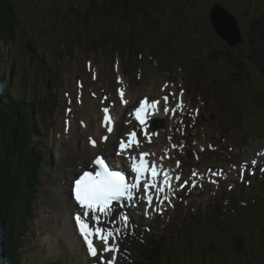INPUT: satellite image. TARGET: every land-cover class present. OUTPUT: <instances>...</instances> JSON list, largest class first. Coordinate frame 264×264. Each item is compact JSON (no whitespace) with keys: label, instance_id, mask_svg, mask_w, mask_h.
I'll return each mask as SVG.
<instances>
[{"label":"rangeland","instance_id":"374dc122","mask_svg":"<svg viewBox=\"0 0 264 264\" xmlns=\"http://www.w3.org/2000/svg\"><path fill=\"white\" fill-rule=\"evenodd\" d=\"M12 3V6L14 8L15 13L17 14L18 18L20 19V31L17 33V37L20 38L24 35H27L28 37L36 32V34L41 33V39H43V42L39 44L40 48L44 47L45 53L38 54L39 57L42 58L43 62H41V65L35 64V69L33 70L32 76L29 78V80L32 82L30 85L31 89V96L35 100H45L46 97L49 95V91L53 92L54 89L50 88L51 84L46 83L49 73L54 69L55 66L59 65V62H62L65 65H71L73 63V59L75 56L82 53L85 49V41L83 40L86 36L90 37V35H96V33H101V36H103V39L108 38H121L123 40L126 39V41L129 42H138L140 40H137L138 37L146 38L150 37L153 34H163L166 33L168 35H172L171 37L162 38L161 41L168 43V49L167 53H170V50H173L176 46L177 48L183 47L181 49V52L175 51V53H171L172 57L177 59L179 53L182 55H187L186 51L188 50V40H192L191 37V31L192 29V17L195 19L198 16L200 17V30L203 33L202 39L204 40H194V44L196 45V51L199 57H202L205 59V56L203 53H207V50L212 51V53H215L217 56L218 61V76L221 79L226 78L228 74L231 72V68L234 64H240L242 53L238 50V47L234 46V49L231 50L230 46L227 45V43L224 41V39L220 38L213 30L210 19H209V9L214 1H220V0H214L211 2V0H195V2H192L187 0L188 4L190 5L188 9L185 8H176L172 6L168 9V12L165 13L163 16V19H161L160 16L157 17H151L152 19V31H145V32H139L136 27L126 26V38L124 36H120L117 34L114 28L110 30L105 29H92L90 27V24L88 23H75L72 19V12L66 10L67 6H73V9H77L81 6V4H86L88 0H10ZM171 1V0H169ZM225 4L224 6H230L232 9H234L237 12V18H239L238 22L240 25V28L242 31L245 29L242 28L243 25H247L248 19L251 17L253 12L259 13V11L263 8V2L261 0H221ZM170 7V6H169ZM262 7V8H261ZM71 16V17H69ZM168 17L171 18V21H168ZM142 24L141 20L134 21L132 26H139ZM178 24V25H177ZM197 24V22H195ZM190 25V26H189ZM129 27V28H128ZM90 29V30H87ZM92 29V30H91ZM248 29V25L247 28ZM121 33V31H118ZM84 33H89L88 35H84ZM66 34L69 35L70 43H76L72 49V53L68 55V53H61L60 54V48L57 46L58 41H53L51 43V47L46 48L49 39L51 40L56 35L60 36L62 39H66ZM83 34V35H82ZM82 35V40L78 43V40L80 36ZM108 35V36H107ZM154 35L151 38L145 39V41H150L154 38ZM181 35L183 38H179L178 36ZM57 36V37H58ZM246 36V35H245ZM96 37V36H95ZM58 39V38H57ZM59 40V39H58ZM98 43V45H102V39L96 37L95 39ZM144 41V42H145ZM245 41V37H244ZM143 43V42H142ZM210 45V46H209ZM8 47H11V44H7ZM220 46V49L218 47ZM210 47V48H209ZM87 48V47H86ZM106 48L107 53L110 52V48L107 47H98V49H104ZM228 48V49H227ZM5 50V47H3ZM16 49V48H14ZM221 49L224 50V52H221ZM43 51V52H44ZM11 52V51H10ZM77 53V54H76ZM9 51L6 50L5 55H8ZM203 54V55H202ZM159 58H163V55L158 56ZM12 58H15V54H12ZM6 61L9 63V57L5 56ZM17 59H20V56L17 55ZM241 68V67H240ZM243 69V68H241ZM226 75V76H225ZM1 79V77H0ZM232 86V84H231ZM218 87L223 90L225 93L223 87L221 85H218ZM246 90V89H245ZM253 92V91H252ZM252 92L250 94L244 93V88H241V94L239 96V100L243 102L244 106L245 103L250 104V120L245 117L246 110L243 109V113L241 112L242 118L246 119V122H248L249 126L255 125L254 118L256 117V111L251 105L252 100ZM54 94V93H53ZM226 96V94H225ZM61 97V96H59ZM236 98V92L228 97V100L234 101ZM0 102L4 103V99L0 96ZM33 105V104H32ZM38 111L37 108L34 109L33 107V113L31 115H27V123L25 125L27 126H35L36 128V122L37 118L39 117L38 114H36V111ZM59 113V111H56V114ZM46 116L47 121V115L48 112H45L44 114ZM32 124V125H31ZM261 124L264 126V119L261 120ZM48 130L49 127L47 126ZM36 131V130H35ZM50 133V130H49ZM37 135V132H36ZM54 136V133H51L47 137V142L43 141V147L46 148L49 144L54 147L57 145L56 141H52V137ZM33 139H37V137H34ZM261 142V141H260ZM259 142V143H260ZM257 143V144H259ZM256 142H254V146L257 145ZM51 154L57 155V150L52 149L50 151ZM47 181V180H46ZM45 181V182H46ZM45 182L43 183V187H45ZM16 184L12 186V188L15 187ZM11 189V187H10ZM16 202V191L15 189L9 191V201L10 202ZM11 204V203H10ZM14 205H11V208H13ZM47 209H44L40 206H38V212L45 213ZM45 219L47 221L51 220L52 223L58 224L57 222L59 219H53V216L47 215L45 216ZM60 227V225H58ZM62 227H64V224L62 223ZM53 231H57L56 227L52 229ZM194 231L196 232L195 236L199 238L201 236L200 232L198 230H190L188 231V239H191L194 235ZM50 236L46 235L44 233V236H42L41 239H39V243L37 246V250L31 253L30 257L25 259L21 264H45L46 261H49L50 259L55 258L60 252H62L65 247L66 243L59 235H55V237H50L49 245L46 243V241L43 240V238ZM56 240V241H55ZM44 241V242H43ZM191 243V240H190ZM142 245L146 246L147 242L143 243ZM47 246L49 247L52 252L51 256H44L41 254V247ZM165 248V246L163 247ZM140 250V247H139ZM165 250V249H164ZM165 251H160L159 260L158 262L160 264H165L164 262L167 261V264H183L184 261H186V264H194L195 259H186L183 261L178 262L177 256H174L173 261L170 262L167 260V258L164 256ZM229 256V254H228ZM9 257V255H8ZM7 257V258H8ZM11 257V256H10ZM10 257L6 261L8 264H11ZM62 256H57L59 260ZM138 257H135L134 260H136ZM208 260V259H207ZM1 264H4L5 259L3 258L1 261ZM205 262V261H204ZM215 262H218L217 256H215ZM232 260L229 256V263L231 264ZM228 263V264H229ZM121 264H126L125 262H122ZM131 264V263H130ZM206 264V263H205ZM256 264V263H252ZM258 264H264L263 262H258Z\"/></svg>","mask_w":264,"mask_h":264},{"label":"trees","instance_id":"16d2710c","mask_svg":"<svg viewBox=\"0 0 264 264\" xmlns=\"http://www.w3.org/2000/svg\"><path fill=\"white\" fill-rule=\"evenodd\" d=\"M187 0H88L86 4H81L77 9L73 6H67L66 10L71 11L72 19L75 23H88L90 26L96 24L106 25L107 28L121 31L119 34L126 33V26L136 27L137 29L152 28L151 17L165 15L168 9L174 6L187 8ZM170 6V7H169ZM69 16V17H71ZM141 20L139 26H132L134 21ZM168 21L171 18L168 17ZM129 28V27H128ZM20 31V19L14 11L10 0H0V76L6 77L3 72L5 62L2 60L5 57L3 49L10 42L17 43L19 48L27 45L31 52H38L40 44V33L34 32L29 37L24 35L20 38L17 33ZM18 53L20 52L17 49ZM9 49V54H10ZM251 66L255 67L251 64ZM14 71V67H13ZM12 69L9 71V79L12 77ZM9 79L0 81V96L4 99V103L0 102V242L6 238V226L9 223L8 201L9 187L13 177V173H18L19 164H14V158L20 160L16 155V141L18 137V122L20 108L18 101L11 99V91H5L3 87L10 89L11 83ZM3 86V87H2ZM16 93V92H15ZM15 160V161H16ZM11 239V238H10ZM2 248H0V253Z\"/></svg>","mask_w":264,"mask_h":264},{"label":"snow or ice","instance_id":"6c2138e0","mask_svg":"<svg viewBox=\"0 0 264 264\" xmlns=\"http://www.w3.org/2000/svg\"><path fill=\"white\" fill-rule=\"evenodd\" d=\"M148 103V100L141 99L139 106L135 108L134 116L135 120L139 122L140 133L133 130L126 134V141L125 139L120 140L119 149L121 153H124L126 149L134 151L135 147L139 144L138 135L141 133L147 135L145 131L146 116L142 115V113H145ZM164 111L167 112L169 109L165 108ZM103 112L105 113L104 121L110 123L109 109L104 108ZM113 130L112 127L107 128L109 133ZM109 138L105 137V139ZM90 142L95 146V140L90 138ZM129 159L131 160L132 172L136 174L135 183L127 184L124 177L118 172L110 171L104 160L99 156L92 161V164L95 166L94 171H84L78 179H75L71 192L74 202L79 206V209L72 216V220L74 221L78 237L81 238L82 244L86 246V254L89 257L99 259L100 253L98 249L101 247L104 252L119 250L115 243L109 244L110 240L115 241L118 239L117 233H120L119 228L115 231L111 229L105 231L99 226L93 228L90 225L92 222L99 220L97 213L111 214L113 212V201L119 202L121 198L130 199L133 195L132 189L141 187L140 175L142 170L148 171L147 162L143 159V154H141L139 163H137V157L135 156H130ZM252 164H257V160H253ZM152 175H156L155 166H153ZM176 179H180V177H176ZM150 186L155 187V185L145 182L141 190L146 192ZM148 201L151 204L153 202L152 197L149 196ZM121 219L125 220V226H127L126 217H121ZM91 237H96L99 243L94 242ZM107 264H112V262L108 261Z\"/></svg>","mask_w":264,"mask_h":264},{"label":"bare ground","instance_id":"6f19581e","mask_svg":"<svg viewBox=\"0 0 264 264\" xmlns=\"http://www.w3.org/2000/svg\"><path fill=\"white\" fill-rule=\"evenodd\" d=\"M4 47H5V50L8 49L7 45ZM5 70L6 68H4V71ZM153 88L155 87L151 86L149 91L153 92ZM91 122H92V118L90 116L87 117V126H91ZM83 135H84V132L81 131L80 128H76L74 125H72L70 127L69 143L78 141L81 144V146L87 147L85 141L84 140L81 141V137H83ZM115 135L116 134H114V137ZM88 150L91 155H93L96 152L95 148L88 147L87 152ZM65 151L68 152L70 151V149L67 147ZM86 153L83 147H81L77 151L75 157H70L65 152L61 151L57 155L58 159L56 161L54 159H50L48 162L49 174H50L51 180L47 179V181L45 182L46 188L43 190L44 195L40 198V203H41V207L44 209L46 208L54 209L56 213H61L62 215L61 219H63L62 217H65L67 215L66 214L67 209L72 207V203L70 202V200L67 199V195L65 194L63 190H57V188H59L60 186V179H61L60 177L61 175H65L66 178L69 180L71 175L77 171L76 161L78 160L77 164H80L81 162L84 163V161L86 160L85 159ZM16 178H17V173L14 172L12 180H11V184H10L11 189L9 187V191L17 188ZM14 184L16 185L14 188H12ZM10 221L11 220L9 216V223ZM65 226H67V230L64 232V237L66 239H71V240L74 239L73 226H69V224H66ZM47 237L48 239L46 240V243L49 245L50 238L49 236Z\"/></svg>","mask_w":264,"mask_h":264},{"label":"water","instance_id":"95a60500","mask_svg":"<svg viewBox=\"0 0 264 264\" xmlns=\"http://www.w3.org/2000/svg\"><path fill=\"white\" fill-rule=\"evenodd\" d=\"M211 16L218 33L228 39L232 44H235L237 41V33L232 18L221 9H215L211 13Z\"/></svg>","mask_w":264,"mask_h":264},{"label":"clouds","instance_id":"9594fccd","mask_svg":"<svg viewBox=\"0 0 264 264\" xmlns=\"http://www.w3.org/2000/svg\"><path fill=\"white\" fill-rule=\"evenodd\" d=\"M48 239V237L43 238L44 241H46ZM51 249L47 246H42L41 247V254L44 256H51Z\"/></svg>","mask_w":264,"mask_h":264}]
</instances>
